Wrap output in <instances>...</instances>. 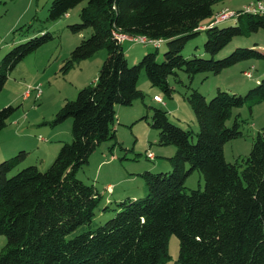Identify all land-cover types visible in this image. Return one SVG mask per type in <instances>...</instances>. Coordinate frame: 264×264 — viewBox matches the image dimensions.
Wrapping results in <instances>:
<instances>
[{
  "label": "trees",
  "instance_id": "trees-1",
  "mask_svg": "<svg viewBox=\"0 0 264 264\" xmlns=\"http://www.w3.org/2000/svg\"><path fill=\"white\" fill-rule=\"evenodd\" d=\"M223 1L51 0L46 22L84 3L79 22L68 28L74 34L91 32L70 53L62 72L103 49L107 57L95 83L66 101L50 122L71 119V142L62 145L45 171L36 165L18 170L24 151L0 163V236L6 238L0 264H165L173 235L179 245L175 264H264V127L248 155L233 163L224 157L225 144L242 136L244 120L236 114L230 127L227 121L235 109L264 103V78L242 95L217 90L210 100L186 86L184 99L198 124L196 134L171 123L164 109L148 107L151 116L141 119H149L158 132V145L175 147L167 158L171 170L143 172L144 196L104 207V212L115 213L104 224L94 223L102 193L77 178L101 143L116 141L117 106L144 101L138 88L141 73L151 87L171 98L169 78L181 82L180 71L191 84L197 74L217 75L240 62L264 59L257 42L225 56L235 39L264 32V18L242 9L231 25L221 28L212 19L213 7ZM30 28L23 25L13 34L25 36ZM200 32L206 37L203 52L184 58L185 45ZM117 34L164 41L162 61L155 47L129 66ZM51 39L49 34L35 37L2 57L0 93L8 74ZM15 110L0 109V132ZM195 171L203 177L202 190L185 186Z\"/></svg>",
  "mask_w": 264,
  "mask_h": 264
},
{
  "label": "rangeland",
  "instance_id": "rangeland-1",
  "mask_svg": "<svg viewBox=\"0 0 264 264\" xmlns=\"http://www.w3.org/2000/svg\"><path fill=\"white\" fill-rule=\"evenodd\" d=\"M231 1L226 3L229 10L237 9L250 0L230 3ZM50 2L51 0H0V60L13 47L30 39L44 34L52 37L8 74L5 87L0 93V109L8 106L16 108L8 120V125L0 132V163L24 151L26 158L18 170L36 165L41 171H45L62 145L71 142V119L58 125H51L50 122L66 101L74 100L80 89L95 83L100 67L107 57L106 50H100L91 58L75 64L64 74L62 68L70 53L83 39L89 37L91 32L74 34L68 28L69 25L79 22V12L84 3L59 20L46 22ZM233 22V19L223 21L219 26L228 27ZM29 24L31 28L25 33L26 37L19 33L13 34L16 28ZM205 39V33L200 32L185 45L183 57L190 58L192 53L203 52ZM255 42L261 44L264 49V32L247 39H235L226 48L225 56L237 47H247ZM122 47L129 66L136 65L145 53L155 49L153 43L141 44L134 41H123ZM157 50V60L160 62L166 50V43L160 42ZM245 72H249L251 77L244 76ZM178 74L182 83L175 81L173 77L169 78L174 91L172 97L168 98L160 90L151 87L145 73H141L138 88L145 93L144 101L136 100L133 105L127 107L117 106L114 125L116 141L101 143L91 155L89 163L78 171L79 180L86 185H93L103 195L94 218L96 225L104 224L115 214L112 211L104 212V207L114 208L115 203L126 198L137 199L144 196L145 183L141 177L143 172L171 170L167 158L174 155L175 147L158 145V132L150 127L149 119H141L143 116H151L148 107L164 109L171 123L196 134L198 124L184 99V94L188 91L186 86L198 89L207 100L212 99L217 90L242 95L258 80L264 78V59L240 62L217 75L197 74L191 84L183 72ZM36 86L41 91L40 97L36 98L35 92L24 97L28 87ZM154 95L160 97L163 103L154 101ZM236 114L244 121L240 127L242 136L224 146L225 160L230 163L238 156L249 154L257 133L264 127V103H256L251 109L248 105L235 109L233 117L227 121L229 127ZM193 141H196L195 135ZM149 154L153 155V159L148 157ZM107 185H112V188L108 190ZM185 186L189 190H202V175L193 172L187 178ZM111 191L114 195L109 193ZM5 244L6 238L0 236V251ZM167 249L170 260L165 264H175L179 245L174 235L169 238Z\"/></svg>",
  "mask_w": 264,
  "mask_h": 264
},
{
  "label": "built area",
  "instance_id": "built-area-1",
  "mask_svg": "<svg viewBox=\"0 0 264 264\" xmlns=\"http://www.w3.org/2000/svg\"><path fill=\"white\" fill-rule=\"evenodd\" d=\"M243 10L245 12L248 13H252V14H257L261 17L264 18V0H255L253 2H250L248 5H246ZM236 15L235 11H229V10H224L221 11L220 13H218L215 16L214 22L213 23H219V22H223L229 19L234 18ZM117 39L120 42L123 41H134V42H139L141 44H146V43H153L155 45V47H159L160 41H153V40H146L144 37H128V36H124V35H116ZM244 76H246L247 78L251 77V74L249 72H245ZM31 92H35L36 98L41 96V91L39 90V87H28V90L26 91L24 97H28L30 95ZM153 100L158 102V103H163L162 99L158 96H154ZM150 159H153V155L149 154L148 156ZM108 190H110V187H108Z\"/></svg>",
  "mask_w": 264,
  "mask_h": 264
},
{
  "label": "crops",
  "instance_id": "crops-1",
  "mask_svg": "<svg viewBox=\"0 0 264 264\" xmlns=\"http://www.w3.org/2000/svg\"><path fill=\"white\" fill-rule=\"evenodd\" d=\"M227 1L228 0H224L223 2H221V3H219V4H217V5H215L214 7H213V11H214V17H213V19L212 20H214L215 19V16L218 14V13H220L221 11H224V10H229V8H228V5H226V3H227ZM233 1V2H232ZM230 3H235L234 1H238V0H232ZM253 1H255V0H250V1H248V3L247 2H245V3H243V5H241V7H239V8H235V9H231V10H229V11H239V10H242L246 5H248L250 2H253ZM230 6V5H229ZM233 8V7H232ZM214 22V21H213ZM220 23H222V22H219L218 24H220ZM1 42V41H0ZM0 48H1V46H0ZM154 96H157V95H154ZM107 187H111L112 188V185H107ZM111 195H114V192L113 191H111V192H109ZM122 195V194H121Z\"/></svg>",
  "mask_w": 264,
  "mask_h": 264
}]
</instances>
